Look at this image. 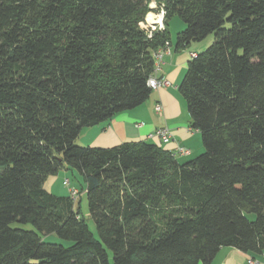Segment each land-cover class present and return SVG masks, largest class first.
Listing matches in <instances>:
<instances>
[{"label":"trees","instance_id":"16d2710c","mask_svg":"<svg viewBox=\"0 0 264 264\" xmlns=\"http://www.w3.org/2000/svg\"><path fill=\"white\" fill-rule=\"evenodd\" d=\"M153 2L165 27L149 37ZM174 15L177 50L213 36L178 86L204 151L75 144L146 101ZM62 168L81 174L97 238L77 198L44 188ZM53 232L72 243L42 240ZM224 246L264 249V0H0V264H109L107 250L113 264H208Z\"/></svg>","mask_w":264,"mask_h":264},{"label":"crops","instance_id":"0c3cea01","mask_svg":"<svg viewBox=\"0 0 264 264\" xmlns=\"http://www.w3.org/2000/svg\"><path fill=\"white\" fill-rule=\"evenodd\" d=\"M150 6H153V3ZM170 25L169 18L168 30ZM178 27L183 29L185 23H179ZM212 41L213 37L198 44L192 42L187 47L177 50L175 38L171 36L169 51L161 54L155 72L156 77L167 79L169 84L152 89L149 97L141 105L118 113L109 120L84 127L81 130V145L110 147L124 141L147 140L171 152L175 151L176 145H180L190 150L188 155L175 154V157L181 162L192 159L201 153L203 146L200 133L190 126L186 102L180 94L178 86L186 73L191 59L190 53L203 52ZM156 104L161 105L160 112L155 110ZM159 127H166L171 132L168 142L151 136ZM54 184L55 179L49 175L43 186L49 192L54 193ZM70 187L76 188L70 183L63 187V183H61L60 194L69 195ZM208 264H264V249L261 252L252 253L228 246L220 247Z\"/></svg>","mask_w":264,"mask_h":264},{"label":"rangeland","instance_id":"374dc122","mask_svg":"<svg viewBox=\"0 0 264 264\" xmlns=\"http://www.w3.org/2000/svg\"><path fill=\"white\" fill-rule=\"evenodd\" d=\"M152 7H154V9H156L155 8L156 4L154 2H153V6ZM149 18H151L150 14H149ZM181 22H184V21L178 15H174V16L170 17L171 25H170L169 32H170V36H172V38H175L176 33L179 30H183V29H179V27H178V24L181 23ZM185 27H186V24H185ZM211 37H213V36L210 35L205 40H207V39H209ZM205 40H203V41H205ZM203 41L193 42V43L194 44H198V43H201ZM200 136H201V134H200ZM75 144H77L79 146H82L81 145V132H80L79 137L76 138ZM202 146H203V143H202ZM203 151H204V146H203L202 152ZM51 177H53L55 179L54 190H53L54 193L53 194L61 195L60 194V186H61V183H63L62 182L63 179L69 180L70 184L76 186V188H78L80 190V193L78 194L77 199L74 202V206L79 211L80 215L85 219L90 231L97 238L98 235H97V232H96V228H95L94 222H93V220L91 219V217L89 215L88 204H87V194H86V191L84 190V182H83V178H82L81 174L76 169L62 168L56 174L51 175ZM63 187H66V186L63 185ZM12 226L21 227V228H25V229H29V230H33L34 229V227L31 224H29V223L22 224V223H19V222H13ZM41 237H42V240L44 242H47V243L62 244L64 246H69L72 243L70 240L61 238L59 235H57L54 232L53 233L41 234ZM107 251H108V255H109V257H108L109 264H113L111 251L110 250H107Z\"/></svg>","mask_w":264,"mask_h":264},{"label":"built area","instance_id":"2783aa9c","mask_svg":"<svg viewBox=\"0 0 264 264\" xmlns=\"http://www.w3.org/2000/svg\"><path fill=\"white\" fill-rule=\"evenodd\" d=\"M152 7V6H151ZM154 9V7H152ZM149 14L151 15V18H149ZM140 26L144 29L147 30V34L150 37L152 32L155 30H163L165 27L164 24V10L162 7H160L159 9H154L151 10L150 12L147 13V15L145 16V19L140 22ZM165 51H169V44L166 43V45L163 48H160L158 50L155 51L154 53V58H155V66H154V72L153 74L149 77L148 79V85L149 87H151L152 89H155L157 87L160 86H164L169 84V81L167 79L164 78H158L155 76V72L157 70V62L160 59V56L163 52ZM197 53L196 52H191L190 53V57L194 58L196 57ZM161 105L160 104H156L155 105V110L157 112L161 111ZM151 136L157 137L158 139H160L163 142H168L170 140V136H171V132L166 128V127H159L157 129H155V131L151 134ZM174 155L177 154H184V155H188L190 153V150L186 147L180 146V145H176L175 147V151L172 152ZM63 185L68 186L69 185V180L65 179L63 181ZM78 189L74 188V187H70L69 189V196L72 199H76L78 196Z\"/></svg>","mask_w":264,"mask_h":264}]
</instances>
